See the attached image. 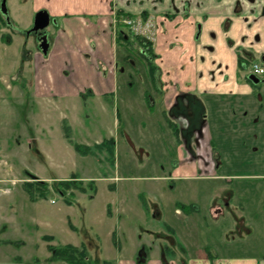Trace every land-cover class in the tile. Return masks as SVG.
Masks as SVG:
<instances>
[{
	"label": "crops",
	"instance_id": "0c3cea01",
	"mask_svg": "<svg viewBox=\"0 0 264 264\" xmlns=\"http://www.w3.org/2000/svg\"><path fill=\"white\" fill-rule=\"evenodd\" d=\"M14 2L11 15L19 24L22 2ZM40 11L49 13V26L54 24L55 29L52 33L46 32L49 26L44 30L50 45L46 54L37 42L34 44L41 51H33L32 58L30 49L25 52L26 63L31 58L30 69L33 68L26 84L36 96L58 100V108L79 109L81 96L90 94L103 101L102 97L118 93L123 86L136 84L135 77L141 74L138 94L152 100L158 114L157 131L166 134L177 152L170 179H225L231 172L248 174L244 175L248 178L263 176L264 81L256 83L248 65L254 61L264 65V0H32L33 19ZM119 12L124 16L119 17ZM128 21L132 24L125 23ZM23 27L22 30L29 29L30 25ZM120 29L129 34L130 44L118 42ZM9 30L19 38L9 35L10 44H5L1 40L4 33L0 32V45L11 46L21 40L17 26ZM139 39L151 44L153 68L129 48L143 45ZM128 58H133L135 64ZM125 94L126 99L133 97L131 89L127 88ZM63 99L68 100L67 106ZM180 115L189 118V127L178 122ZM114 137L115 133L95 136L94 142L85 141L84 145L92 148ZM59 140V149L79 156L69 134ZM116 146L117 143L114 150ZM102 151L107 153L108 149ZM98 178L89 176L85 180ZM261 190L264 192V184ZM245 197L246 200H177L175 213L185 226L179 244L157 242V246L155 242L134 239L126 247L120 228L115 226L109 235L114 247L111 251L118 255L110 264H114L113 259L120 264H264V256L252 255L250 250L240 248L243 253H234L239 240L223 239L226 229L254 225V211L264 208V198L250 200L254 198L252 193ZM129 201L110 200L109 218L112 220L116 213L120 216ZM154 201L155 219L163 218L162 203ZM137 202L141 204L140 218L147 221L144 203ZM202 204L210 208L211 224L206 214L201 216ZM234 205L241 206L242 220H231L227 227L224 215ZM110 208L114 211L108 213ZM259 220L264 222V212ZM151 228L150 235L163 233L162 228ZM167 229L172 233L177 230L170 225ZM209 233L232 246L221 254L196 241L197 236ZM0 264L31 263L8 259Z\"/></svg>",
	"mask_w": 264,
	"mask_h": 264
},
{
	"label": "rangeland",
	"instance_id": "374dc122",
	"mask_svg": "<svg viewBox=\"0 0 264 264\" xmlns=\"http://www.w3.org/2000/svg\"><path fill=\"white\" fill-rule=\"evenodd\" d=\"M19 1L22 2L23 14L19 24L11 15L14 0H7L9 19L0 8L8 23L5 25L3 18L0 19V32L4 33L2 43L10 44L7 43L9 35L19 38L9 30L11 27L17 26L21 36L14 45H0V262L16 259L31 264H65L62 260L52 262L46 259L50 256L48 244L74 243L86 245L94 264H110L118 255L111 251L114 247L109 235V231L116 227L120 228L121 241L126 247H130L134 239L155 242L157 246V242H182L180 235L185 226L175 213L177 200H224L226 197L225 200H246L245 196L250 197L251 193L254 198L250 200H263L261 185L264 184V174L248 178L244 176L248 174L231 172L225 179H170L177 152L166 134L157 131L158 114L153 109L152 100L150 103L138 94L141 74L135 77L136 84L123 86L118 93L102 97L103 101L92 98L90 94L81 96L79 109L58 108L55 104L58 100L32 93L29 83L26 84L32 77L28 74L33 70L30 69L32 52L41 51L39 40L45 32L29 34L34 25L32 0ZM28 23L30 28L22 30L23 24ZM48 28L46 32L52 33L54 24ZM28 49L31 58L26 63L25 52ZM10 71L12 74L9 76ZM127 88L131 89L132 98L126 99ZM68 103L63 99L64 105ZM109 133H115L114 145L117 143L112 156L108 151L95 147L89 156L72 147L79 154L72 156L58 147L59 138L66 134L71 136L73 143L85 146V141L91 143L95 136L106 137ZM89 176L99 177L95 180L97 191L93 183L85 180ZM33 177L48 181L50 188L55 181L49 178L83 177L87 190L76 188L64 196L51 188L43 197L32 199L23 184ZM79 185L82 186L80 182ZM110 200H130V204H125L124 213L121 212L120 216L119 213L114 214L111 220L107 214ZM137 200L144 203L142 208L147 211V221L140 218L141 204ZM154 200L157 204V200L162 203L163 218L155 219ZM230 207L228 214L224 215L227 227L231 226V220L236 222L243 216L240 205ZM202 209L201 216L206 214L205 218L211 224L210 208L207 210V206L202 204ZM111 210L108 209V213ZM254 212V225L249 226L251 232L247 227L234 226L223 232V239L226 242L240 241V244L235 242L237 248L234 247V253H243L240 248H244L252 255L263 257L264 222L259 220V216L264 208ZM69 221L77 230L71 228ZM168 225L177 230L173 233L168 231ZM151 227L162 228L163 233L158 234L161 240L157 235H150ZM46 235L53 237L52 242L44 238ZM197 237L199 244L213 251L218 249L221 254L232 246L225 244L218 235L211 236V233ZM113 261L120 264L116 259Z\"/></svg>",
	"mask_w": 264,
	"mask_h": 264
},
{
	"label": "trees",
	"instance_id": "16d2710c",
	"mask_svg": "<svg viewBox=\"0 0 264 264\" xmlns=\"http://www.w3.org/2000/svg\"><path fill=\"white\" fill-rule=\"evenodd\" d=\"M1 2L0 0V8H1ZM119 17L124 16L122 12L118 13ZM2 14L0 11V19H2ZM3 23L5 25H8L7 21L4 20L3 18ZM128 37V39H126ZM118 42L119 43H125V44H130L129 42V34L124 33L121 29L118 30ZM129 42V43H128ZM146 43L147 45L150 46L151 50V44L149 42L143 41L139 39V44ZM153 68V66H151ZM75 148L78 151H82L85 155L92 153V148L90 146H82L81 144L73 143ZM95 148L103 150V149H108V152L112 155H114L115 150H114V139H106L104 140L101 144H98L95 146ZM79 178V179H78ZM84 180L80 177H74L72 179H61V180H55L54 185L51 187L54 190L60 191L62 195L66 196L67 191L71 190V193L73 189H81L82 191L86 192V188L84 186ZM79 182L82 184V186L79 185ZM89 182L93 183L96 191L97 187L95 185V180H89ZM24 188L25 190L30 194V197L32 199H38L40 197H43L45 194L50 191V183L48 181H43L39 180L38 177H33L31 180L25 181L24 182ZM71 203L70 201H68ZM69 224L72 229H75V226L72 224L71 221H69ZM44 238L52 242L53 237L52 236H44ZM48 250L50 251V256L46 258L49 261H58V260H63L66 261L67 264H94L89 250L86 247L85 244H82L81 246L75 245L72 243H65V244H53L49 243L48 244Z\"/></svg>",
	"mask_w": 264,
	"mask_h": 264
},
{
	"label": "water",
	"instance_id": "95a60500",
	"mask_svg": "<svg viewBox=\"0 0 264 264\" xmlns=\"http://www.w3.org/2000/svg\"><path fill=\"white\" fill-rule=\"evenodd\" d=\"M1 8H2L3 13L7 16V19H9L10 17L8 14L7 0L2 1ZM50 22H51V19H50V15L48 12L46 11L38 12L35 16L34 25L32 29L29 31V34L31 32H37V31L44 32V30L50 25ZM39 41H40V48L42 49L43 53L46 54L50 46L48 43L47 36L44 34V36ZM253 80L255 82L259 81V79L255 76H253Z\"/></svg>",
	"mask_w": 264,
	"mask_h": 264
},
{
	"label": "flooded vegetation",
	"instance_id": "af4514ba",
	"mask_svg": "<svg viewBox=\"0 0 264 264\" xmlns=\"http://www.w3.org/2000/svg\"><path fill=\"white\" fill-rule=\"evenodd\" d=\"M142 44H143V45H129V48H130L132 51H135L139 56L145 58V60L147 61L148 65L151 67V66H153V65H151V63H153V62H152L153 55L151 54L150 46L147 45L146 43H143V42H142ZM136 46H138V48H137ZM135 48H136V50H134ZM132 60H134V59H133V58H128V61H129L131 64H135V62L132 61ZM252 63H258V64L264 66L262 62H256V61H254V62H252ZM252 63H251V64H252ZM251 64L248 65L249 70H250V66H251ZM251 73L253 74V76H255V77H257V78L259 79V81L256 82V83H259L260 81H264V75H258V74H255V73H253V72H251ZM177 119H178V122H180L183 126H185V127H189V125H190V120H189V118H188L187 116H185V115H180V116H178ZM226 198H228V197H226ZM226 198H225V199H226ZM225 199H224V200H225ZM238 226H239V225H238Z\"/></svg>",
	"mask_w": 264,
	"mask_h": 264
},
{
	"label": "built area",
	"instance_id": "2783aa9c",
	"mask_svg": "<svg viewBox=\"0 0 264 264\" xmlns=\"http://www.w3.org/2000/svg\"><path fill=\"white\" fill-rule=\"evenodd\" d=\"M129 25L132 24L131 21H128V22H125ZM250 71L255 73V74H258V75H264V66L258 64V63H252L251 66H250Z\"/></svg>",
	"mask_w": 264,
	"mask_h": 264
}]
</instances>
